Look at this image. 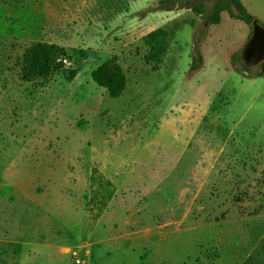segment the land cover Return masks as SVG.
<instances>
[{"label":"rangeland","instance_id":"rangeland-1","mask_svg":"<svg viewBox=\"0 0 264 264\" xmlns=\"http://www.w3.org/2000/svg\"><path fill=\"white\" fill-rule=\"evenodd\" d=\"M156 1L0 0V264H264V0H239L254 30ZM33 42L80 51L76 76L21 82ZM112 58L118 98L90 77Z\"/></svg>","mask_w":264,"mask_h":264},{"label":"trees","instance_id":"trees-1","mask_svg":"<svg viewBox=\"0 0 264 264\" xmlns=\"http://www.w3.org/2000/svg\"><path fill=\"white\" fill-rule=\"evenodd\" d=\"M206 1V0H204ZM213 2L210 14L207 16V23L211 26L218 25L222 13H227L232 20L252 26L253 16L242 6L239 0H210ZM185 9L191 10L196 16L205 14V6L200 0H195L193 5L189 2L183 4ZM180 0H157L154 6L155 11H174L184 8ZM264 30V27H261ZM168 32L158 28L146 34L142 40L146 47L145 60L158 67L162 58L168 50ZM198 42L200 39H198ZM195 57L192 60L189 72L195 73L202 67L203 58L197 47L193 50ZM81 52L66 49L55 44L44 42H33L23 51L17 62L19 66L18 79L23 83H32L36 80H46L59 71H67L65 79L70 81L76 76V66L80 62ZM234 58L232 57V60ZM264 73V62L260 65ZM91 80L98 87L104 89L110 98H118L125 89L126 78L122 70L115 64L112 58L102 63L91 72Z\"/></svg>","mask_w":264,"mask_h":264},{"label":"flooded vegetation","instance_id":"flooded-vegetation-1","mask_svg":"<svg viewBox=\"0 0 264 264\" xmlns=\"http://www.w3.org/2000/svg\"><path fill=\"white\" fill-rule=\"evenodd\" d=\"M251 49H246L244 51V59L248 60L253 58L259 60L264 57V34H259L257 37L253 38L251 43Z\"/></svg>","mask_w":264,"mask_h":264},{"label":"water","instance_id":"water-1","mask_svg":"<svg viewBox=\"0 0 264 264\" xmlns=\"http://www.w3.org/2000/svg\"><path fill=\"white\" fill-rule=\"evenodd\" d=\"M255 22H253V26H252V28H253V30H254V27H255ZM95 58H94V56L92 55V53L91 52H88L87 53V55H86V57H85V59H84V62H90V61H93Z\"/></svg>","mask_w":264,"mask_h":264}]
</instances>
